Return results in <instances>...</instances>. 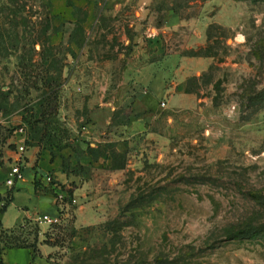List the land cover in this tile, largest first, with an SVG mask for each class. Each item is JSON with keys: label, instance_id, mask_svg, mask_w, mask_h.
<instances>
[{"label": "rangeland", "instance_id": "rangeland-1", "mask_svg": "<svg viewBox=\"0 0 264 264\" xmlns=\"http://www.w3.org/2000/svg\"><path fill=\"white\" fill-rule=\"evenodd\" d=\"M157 1L162 11L178 10L184 18L197 16L208 2ZM231 1L241 27L212 25L199 52L216 58L213 70L194 82V90L209 97L214 86L217 105L206 129L157 141H124L108 129L98 148L93 140L82 148L72 130L90 123L81 93L63 86L49 96L34 86L39 69L33 61L59 31L50 1L0 0V35L13 36L0 48V163L17 153L16 132L23 129L32 140V113L46 112L54 97L56 111L66 115L51 126L60 146H70L78 158L105 160L98 169L73 172L89 180V203L67 207L59 225L33 224L20 241L54 247L52 264H264V0ZM237 32L245 43L236 42ZM126 113L117 111L113 124L128 123ZM4 245L0 239V256Z\"/></svg>", "mask_w": 264, "mask_h": 264}, {"label": "crops", "instance_id": "crops-1", "mask_svg": "<svg viewBox=\"0 0 264 264\" xmlns=\"http://www.w3.org/2000/svg\"><path fill=\"white\" fill-rule=\"evenodd\" d=\"M49 1L59 29L50 45L62 50L65 59L64 88L81 93L90 122L72 127L80 134L82 148L86 140H93L96 145L91 146L98 148L108 129L124 141H157L162 136L177 138L206 129L214 110V86L209 97L194 90V82L213 70L216 58L199 52L206 50L212 25L241 27L236 3L208 0L197 16L184 18L178 10L162 11L157 0ZM235 40L245 43V36L237 32ZM119 110L128 112V123L113 124ZM65 116L62 109L57 119L66 120ZM27 143L23 129L12 138L14 146L27 147L22 182L12 188L5 185L17 153L10 151L9 160L0 163V236L30 228L40 217L57 218L61 209L74 207L69 205L73 199L77 204L83 199L89 203V180L73 172L80 166L98 169L105 161L86 155L78 158L70 146L62 147L60 142L49 148ZM48 174L54 176L57 190L40 183L39 177ZM73 184L78 186L75 191ZM63 191L71 199L65 204L58 201ZM54 251L42 240L37 253L30 248L4 250L0 264H52Z\"/></svg>", "mask_w": 264, "mask_h": 264}, {"label": "trees", "instance_id": "trees-1", "mask_svg": "<svg viewBox=\"0 0 264 264\" xmlns=\"http://www.w3.org/2000/svg\"><path fill=\"white\" fill-rule=\"evenodd\" d=\"M12 37L13 36H11L10 34L6 36L5 33L3 35H0V48L1 46H5L6 38H9V40H11ZM209 39H211L210 36ZM37 42H38L37 39H34V43ZM39 56H40V61L36 59L33 61V65L37 64L36 67H38L39 69L38 76L34 78V86H42L43 88H46L45 92L47 95L49 94V96L53 94L57 96L61 88L64 86V80H63L64 62L63 59L60 57L59 48L50 46V49L46 53L42 51ZM205 56L214 57L209 54H205ZM56 98L57 97H54V99L52 100L53 105L49 106L46 112L43 111L41 113H36V114L32 113L33 122L32 121L31 122L33 123L34 126L32 131L35 136L32 138V140L28 139L27 144L29 145L37 144L38 146H41L42 144H45V142L51 141L53 142V144L55 142L56 143L58 142L59 132L57 131V129H51V126L56 124L57 123L56 120H58L57 119L58 108H57V104H54L57 102ZM48 102L49 99L45 101V104L41 105L42 110L44 109V106L47 105ZM214 103L217 105V100H215ZM3 110L5 109L0 107V113L3 112ZM41 125H44L42 129L40 128ZM39 136H40V140L38 141V143H35V141H37V138H39ZM50 147L52 146L50 145ZM28 229L29 228L22 227L20 228V230L12 232V235L3 233L0 236V239L3 240L5 244L2 249V252L4 250L13 249V248H30L33 249L35 253H37L38 252L37 241H35L36 245H29L24 241H20L23 233ZM7 236H9V239Z\"/></svg>", "mask_w": 264, "mask_h": 264}, {"label": "built area", "instance_id": "built-area-1", "mask_svg": "<svg viewBox=\"0 0 264 264\" xmlns=\"http://www.w3.org/2000/svg\"><path fill=\"white\" fill-rule=\"evenodd\" d=\"M25 155H26V147L25 146L19 147V149L17 150L18 158H17L14 166L12 167L11 173L9 174V177L5 183V185L7 187L12 188L18 182H22L24 180V171H23L22 167H23V163L25 161ZM39 180H40L41 184H44V185H46L50 188H53L55 190L58 189V185H57L56 180L52 174L41 176V177H39ZM68 200H71V199L68 198L67 191H63L61 193L58 201L65 204V203H67ZM69 203H70L69 204L70 206H75L77 204L74 199L71 200ZM65 216H66V209L63 208L60 210V215L57 218L52 219V218H49L48 216H44V217L38 218L37 222L45 223V224H48L49 226H56V225H59L62 223V220L65 218Z\"/></svg>", "mask_w": 264, "mask_h": 264}]
</instances>
